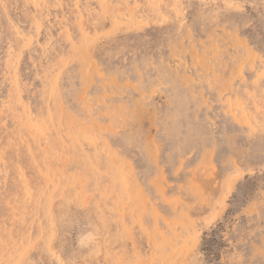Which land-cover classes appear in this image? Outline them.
Here are the masks:
<instances>
[{
  "label": "rangeland",
  "instance_id": "obj_1",
  "mask_svg": "<svg viewBox=\"0 0 264 264\" xmlns=\"http://www.w3.org/2000/svg\"><path fill=\"white\" fill-rule=\"evenodd\" d=\"M0 264H264V0H0Z\"/></svg>",
  "mask_w": 264,
  "mask_h": 264
},
{
  "label": "bare ground",
  "instance_id": "obj_2",
  "mask_svg": "<svg viewBox=\"0 0 264 264\" xmlns=\"http://www.w3.org/2000/svg\"><path fill=\"white\" fill-rule=\"evenodd\" d=\"M37 22H38V21H37ZM38 23H39V22H38ZM38 23H37V24H38ZM37 24H36V25H37ZM39 25H40V24H39ZM18 32H19V31H18ZM18 35H19V34H18ZM20 35H21V34H20ZM23 38H24V37H23ZM25 39H26V38H25ZM28 39H29V38H28ZM22 40H23V39H22ZM20 44H21V43H20ZM16 50H17V49H16ZM25 224H26V223H25ZM10 242H11V241H10Z\"/></svg>",
  "mask_w": 264,
  "mask_h": 264
}]
</instances>
